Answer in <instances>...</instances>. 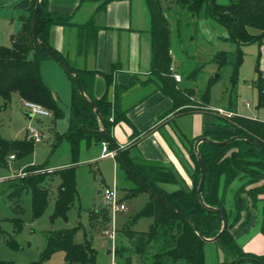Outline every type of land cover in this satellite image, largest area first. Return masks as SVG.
<instances>
[{
	"label": "trees",
	"instance_id": "obj_1",
	"mask_svg": "<svg viewBox=\"0 0 264 264\" xmlns=\"http://www.w3.org/2000/svg\"><path fill=\"white\" fill-rule=\"evenodd\" d=\"M85 1L88 0H82ZM94 1H100L102 6L103 4L106 6L123 0ZM173 2L190 18L198 20L203 14L207 21L225 29L226 35L220 38L221 40L236 44L237 59L233 63L234 69L230 78L229 104L232 107L235 103L233 93L237 88L239 71L245 59L242 47L258 42L264 37V0H173ZM37 3L38 0H21L17 8L23 13L22 28L12 36L11 46H0V98L4 102L1 108L9 104L14 94H18L24 101L36 103L53 113L56 118H60L64 116V112L42 75L43 60L52 57L33 38L32 27ZM145 4L151 24L149 31L151 76L143 82L140 76L133 75L127 85L120 86L114 84L111 73L105 74L107 92L98 99L93 95L97 72L76 67L51 44L52 28L74 27L73 15L52 12L49 9V0H41L37 21L38 38L61 60L73 67L85 96L81 95L74 75L67 70L72 83L69 127L63 135L57 134V141L66 140L69 143L74 158L71 166L49 171L50 167L28 165L24 177L12 185L14 191L9 196L11 201L19 199L25 192H31L33 219L40 218L47 208L49 188L55 176L60 177V185L55 212L51 219L55 221L58 218H67L76 201V163L82 149L85 146L92 152L95 147H102L105 142L101 134L102 123L96 111L103 119L107 135L117 144L112 130L121 122H130L127 110L122 107V99L133 86L137 84L147 86L153 83L164 97L172 100L162 117L174 111H177L178 116L199 110L217 111L211 109L210 102L212 87L220 75L207 82L199 99L194 97L192 88L182 87L172 77L170 71L174 58L171 55V24L165 14L166 9L162 6L161 0H145ZM87 26H94L93 21ZM177 31L180 33V28H177ZM210 63L217 67V71L231 64L225 51H217ZM193 77L194 73H191L187 79ZM254 85L258 92L257 108L264 109V73L258 63ZM112 87L114 98L110 92ZM216 115L218 121L205 120L206 131L200 137L189 139V144L193 146L190 157L195 167L192 170H186L188 167L185 166L184 168L192 181L191 186L182 183L172 168L162 163L146 161L139 156L133 157L130 149L122 148L123 155L133 171L166 204L153 197L148 188L124 165L121 158L115 156L123 188L133 197L141 192H148L151 196L145 208L138 212L131 222L120 228V235L131 243V247L121 245L115 249L116 264H135L134 256L142 259V264H207L205 248L209 244L203 238H215L222 230L223 223L221 215L206 206L221 209L227 219L226 231L214 243L222 251L224 260L215 264H264V256L246 252L232 232L242 213L246 212L249 218L251 208L256 209L258 203H263L261 232L264 235V121L237 116L234 112L232 117L218 113ZM150 131L148 128L143 134L147 135ZM138 137L140 138V134ZM202 137L219 142L240 137L224 146L207 142L199 144L198 150L205 171L202 197L206 206L198 197L201 165L194 150L195 142ZM34 149L35 144L27 139L7 140L0 137V166L7 167L8 158L12 154H15V160H21L32 154ZM108 150L112 152L113 148L108 145ZM190 162L187 161L188 164H191ZM237 181L241 184L235 189L232 185ZM167 186L177 188L169 190ZM234 213L236 218L231 222ZM142 217L154 219L147 232L133 229V225ZM15 222V229L21 230L22 220L18 218ZM2 231L0 227V237ZM74 233L75 228L47 235V247L42 259L50 258L53 253L60 250L65 253L66 264H96L97 250L89 240L81 244L76 243ZM7 243L16 249L17 242L14 239H9ZM0 264L15 263L0 260Z\"/></svg>",
	"mask_w": 264,
	"mask_h": 264
},
{
	"label": "rangeland",
	"instance_id": "obj_2",
	"mask_svg": "<svg viewBox=\"0 0 264 264\" xmlns=\"http://www.w3.org/2000/svg\"><path fill=\"white\" fill-rule=\"evenodd\" d=\"M20 2L21 0H0V46H11L12 36L22 28L21 18L23 13L17 8ZM161 2L164 9H166L165 14L171 24V55L175 53L176 64L181 66L183 77L180 83L182 87L185 84L190 86L189 88L194 90V97L199 99L206 88L207 76H211L210 80L220 75L211 90V103L227 107L230 100V78L234 69L233 62L236 61L237 55L233 53L234 56L229 58L231 64L221 71L215 70L217 69L215 66H208L205 61L207 59L206 53L213 52L214 48L217 52L218 38L226 35L223 34L226 32L225 29L208 21L215 35L214 39L205 40L199 25L200 18H204L203 14L196 20L186 16V13L173 0H161ZM177 28H180V33H178ZM244 50L249 54L248 49ZM244 62L240 70L238 88L233 93L235 108H238V113L242 116H258L261 120H264V110L257 111L255 107L257 93L251 81L252 75L255 76L253 71L255 62L251 61L250 55H247ZM54 67L62 69L66 77L69 74L67 69L53 58H45L42 62V73L45 82L54 90L55 98L64 112L63 117L56 118L50 112L49 116H34L30 119L29 112L25 108V101L18 94H14L9 104L4 108H1L4 102L0 98V137L7 140L27 139L35 144L32 154L21 160H15V154H12L8 158V166H0V227L3 229V236L0 237V260L15 264H66L63 251L58 250L46 259H42V255L47 247V235L55 231L75 228L74 241L81 244L89 240L97 250L96 264H114L116 263L114 258L115 249L121 245L131 247V243L120 235V228L131 222L135 215L145 208L151 196L148 192H141L134 197L131 196L128 190L123 188V184L120 183V171L117 170L113 158L91 160L89 158L91 154L86 151L85 156V146L83 147V153L76 163V201L68 212L66 219L58 218L55 221L51 219L55 212V203L59 191V176H55L51 181L48 206L38 219H33L31 192L23 193L19 199L17 198L14 201L9 199L14 191L13 183L15 184L18 179L24 177L26 166L55 167L74 162L69 143L66 140L57 141V134L63 135L69 127L72 86L69 80L68 85L70 88L66 89L64 84L60 83L59 76L56 75L53 69ZM191 73H194V77L187 79V76ZM201 111L215 113L201 115V117H204V122L205 120L218 121L217 113L223 115L217 111ZM201 117L195 115L192 120L190 119L186 123L183 122V126L196 131ZM31 128L41 131V137L36 138L31 135L29 133ZM192 149L193 146H188L190 160ZM12 156H14V159H12ZM180 161L183 162H181L183 167L179 169L180 173L177 172L178 177L184 184V179H186L189 182H186V184L191 186L192 181L186 170L194 169L195 163L191 160L192 165L188 164L185 162L184 157H181ZM184 166L188 169L185 170ZM173 171L176 172L175 169ZM240 184L237 181L233 183L232 187L236 189ZM115 186L118 187L119 199L125 204L126 210L111 215L109 208L105 205L101 191L106 187ZM176 188L177 186H167L169 190ZM230 197L232 198V195ZM262 206L263 203H258L256 209L251 208L249 218L246 212L242 213L240 221L232 229L236 240L242 247L243 242L247 243L257 234L263 235L261 232ZM18 218L22 220V229L19 231L15 229V220ZM235 218L236 214L234 213L230 221L234 222ZM153 223L154 219L152 217H142L133 225V229L138 232H147ZM114 225L118 230L115 243H112L106 231ZM9 239H14L17 242L16 249L8 245L7 241ZM109 250H112L111 254L108 253ZM205 253L207 264H215L224 260L222 251L214 244L207 245ZM250 254L264 256V254ZM134 259L135 264H142V259L139 257L134 256Z\"/></svg>",
	"mask_w": 264,
	"mask_h": 264
},
{
	"label": "crops",
	"instance_id": "obj_3",
	"mask_svg": "<svg viewBox=\"0 0 264 264\" xmlns=\"http://www.w3.org/2000/svg\"><path fill=\"white\" fill-rule=\"evenodd\" d=\"M49 9L55 13L73 15L72 22L75 25L74 27L55 26L52 28L51 44L76 67L97 72L93 88L95 98L99 99L107 92L105 74L111 73L114 84L120 86L127 85L133 75L140 76L143 82L147 81L151 76V35L149 33L151 24L145 0L116 1L106 6L104 4L102 6L100 1L94 0L85 2H82V0H49ZM90 21H93L94 26H87ZM199 25L205 40L214 39L215 33L208 21L200 18ZM223 34H226V32ZM218 39L219 46L217 51L227 52L229 60V58L234 56L233 53L237 51L236 44ZM244 49H248L249 54ZM242 50L245 53V58L250 55L251 61L255 62V68L253 69L255 76L253 74L251 80L252 86L257 93L255 107L257 111L264 110L257 108L258 92L254 85L257 63L260 70L264 73V37L258 42L244 45ZM215 53L216 48H214L213 52L206 53L207 59L205 61L208 66H215L210 63ZM172 56L175 59L173 64L176 72L183 77L181 66L176 64L175 53ZM53 69L56 75L58 74L60 83L64 84L66 89L70 88L68 80L71 86L72 83L69 76L67 75L66 77L62 69L58 67ZM210 77L207 76L206 83ZM43 79L45 81L44 75ZM183 86L190 87L186 84ZM50 90L54 91L52 88ZM110 92L111 97L114 98V87H112ZM171 103L172 100L164 97L153 83L147 86L140 84L133 86L123 95L122 99V107L127 110L130 122H121L116 125L112 130V135L120 148L130 149L133 157L139 156L149 162L162 163L180 173L179 169L183 167L180 158L184 157L186 162L191 161L188 150L189 139L200 137L206 131L207 127L205 126L204 117H201V115L208 113L199 110L178 116L177 111H174L162 117L163 113L169 109ZM246 103L248 104V102ZM248 105L250 106V104ZM210 107L215 110L219 108L225 110L229 107L226 111L234 112L237 116L246 117L238 113V108H235V104L232 107L230 104L224 107L222 105H213L210 102ZM230 109H233V111ZM195 115L201 117L197 130L185 128L183 122L186 123V121L192 120ZM247 118L261 120L258 116ZM148 128L151 129L150 133L147 135L143 134ZM38 132L41 133V131ZM139 134L140 138L138 137ZM86 151L87 153L89 152L85 148V156ZM89 154H91L89 157L91 160L113 158L118 170L115 157H103V145L102 147H95ZM71 164L67 163L64 166L50 167L49 171L67 168ZM184 180L185 183H189L186 179ZM243 244L246 252L264 254V236L261 234H257L253 239L247 243L243 242Z\"/></svg>",
	"mask_w": 264,
	"mask_h": 264
},
{
	"label": "water",
	"instance_id": "obj_4",
	"mask_svg": "<svg viewBox=\"0 0 264 264\" xmlns=\"http://www.w3.org/2000/svg\"><path fill=\"white\" fill-rule=\"evenodd\" d=\"M40 3H41V0H38L37 6H36L35 12H34V20H33V27H32L34 41L37 44H39L54 60H56L59 64H61L65 69L69 70L74 75L75 80H76V83H77V86L79 88V91H80L81 95L82 96H85L84 89H83L82 85L80 84L79 80L77 79V75H76V72L73 69V67L71 65H69L68 63L64 62L63 60H61L56 55V53H54L47 45H45L44 43L40 42V40L38 38V34H37V21H38V12H39V5H40ZM91 104H92V107L95 109L94 104L93 103H91ZM96 113H97V115L100 118V121L102 123L101 134H102L105 142L109 146H111L113 148V151L112 152L115 154V156L118 155L121 158V160L124 163V165L130 170V172L139 181H141L148 188L150 194L153 197H155L159 201L165 203L160 197H158L152 191V189L146 184V182L137 173H135L133 171V169L130 167L128 161L126 160V158L123 155L122 148L118 147V145L116 143H114V141L111 139V137L107 135V133H106V131L104 129L103 119L101 118L100 114L97 111H96ZM32 117H33L32 114L29 113V118L31 119ZM238 139H240V137H233V138H231L229 140H226V141H223V142H219V141H214V140H212V139H210L208 137H202V138H199L195 142L194 150L197 153V158H198V161H199V163L201 165V180H200V184H199V187H198V197H199L200 202L203 205H205L204 200H203V197H202V190H203V186H204V182H205V171H204V167H203V163H202V158H201V155H200L199 150H198L199 144L202 143V142H207V143L214 144V145H218V146H224V145H228V144H230V143H232V142H234L235 140H238ZM206 207L209 210L213 211V212L219 213L221 215V218H222L223 227H222V230L220 231V233L215 238H212V239L203 238V240L206 243H208V244H214L215 242H217L220 239V237L226 231V229H227V219H226V216H225L224 212L221 209H219V208H213V207H208V206H206ZM108 253L111 254L112 253V250H109Z\"/></svg>",
	"mask_w": 264,
	"mask_h": 264
},
{
	"label": "built area",
	"instance_id": "obj_5",
	"mask_svg": "<svg viewBox=\"0 0 264 264\" xmlns=\"http://www.w3.org/2000/svg\"><path fill=\"white\" fill-rule=\"evenodd\" d=\"M172 77L177 81V82H181L182 77L179 73L176 72L175 66L174 64H172L171 68H170ZM25 108L28 110L29 113L32 114V116H49L50 112L43 108L42 106L33 103V102H29V101H25ZM217 112L228 116V117H232L233 113L225 111L223 109H216ZM113 120V119H111ZM29 133L33 136H35L36 138H40L41 135L40 133L35 129V128H31L29 130ZM103 149H104V154L103 157H107V156H111V157H115V154L111 151L108 150V144L106 142L103 143ZM12 159H14V156H12ZM102 195L104 198V202L105 205L107 206V208H109L111 215H115V213H118L120 211H125L126 210V206L125 204L122 202L121 199H119L118 196V187H106L103 191H102ZM117 227L112 226V228L110 230L106 231L107 236L109 237L110 241L112 243H115L116 240V236H117ZM116 264V263H114Z\"/></svg>",
	"mask_w": 264,
	"mask_h": 264
}]
</instances>
